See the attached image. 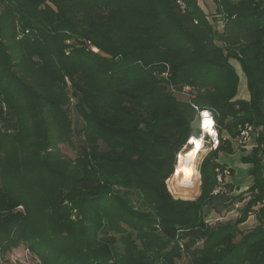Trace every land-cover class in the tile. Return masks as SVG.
I'll use <instances>...</instances> for the list:
<instances>
[{"label":"trees","instance_id":"obj_1","mask_svg":"<svg viewBox=\"0 0 264 264\" xmlns=\"http://www.w3.org/2000/svg\"><path fill=\"white\" fill-rule=\"evenodd\" d=\"M213 3L220 30L196 0H0V249L25 244L42 264H264V207L236 244L201 218L244 124L261 131L238 224L264 204V0ZM192 104L229 139L185 202L164 180L199 133ZM74 137L72 159L60 145Z\"/></svg>","mask_w":264,"mask_h":264},{"label":"rangeland","instance_id":"obj_2","mask_svg":"<svg viewBox=\"0 0 264 264\" xmlns=\"http://www.w3.org/2000/svg\"><path fill=\"white\" fill-rule=\"evenodd\" d=\"M198 5L205 11L208 15L209 21L214 25L217 30L221 29V23L217 24L213 22L212 14L215 12V5L213 0H196ZM229 63L234 67L237 75L239 76V85L238 92L234 99H245L248 100L249 95L246 90L245 77L240 70L238 62L234 59H229ZM67 85L69 86V91L72 93L71 84L67 81ZM187 89V90H185ZM191 89L188 87H184L181 91H184L183 98L187 99V92ZM76 103V99H71V105L69 106V114L70 120L72 122V126L74 128H79L83 125L81 118L74 111V104ZM242 127V126H241ZM241 127L237 126V130L241 129ZM219 128V127H218ZM219 134L220 141L229 139L228 134L225 130H221ZM218 129V130H219ZM261 128L256 129L253 128V134L250 140L245 145H239L236 137L235 139H229L231 146L234 149V154H230V152H218L216 160L219 159V162L223 163L230 173L226 176L223 182L219 185L220 192L214 197L212 202H210L206 207H203L201 210V218L208 225H213L216 223L222 225H231L234 227V235L232 238V243H238L242 237H245L246 234L252 232L257 226L258 222L256 220V213L259 207H264V204H255L253 206V211L246 218L245 222L238 224V219L243 215V209L245 207V203L251 197V194L247 192L248 188L252 185V178L248 176L247 171L251 165L247 164L244 159H247L248 155H250L252 149L257 145V138L260 134ZM196 136H193V138ZM192 138V137H191ZM74 145L76 148L68 146L66 144L60 145L62 152L67 155L69 158L74 159L77 156V150L79 147V139L74 137ZM221 141V142H222ZM188 142L184 145L175 155L174 163H172V167L170 166V173L167 178L164 180V186L166 191L175 199L181 200L185 202H195L200 195V186H201V177L199 173V167L201 166L204 158L211 153V150L207 145L203 147L202 151L198 154L196 162H195V170L197 173L196 180L194 181L192 187L190 188H181L177 185L176 174H177V158L179 155H183L189 150ZM235 165L232 167V170L226 163ZM240 164V165H239ZM247 164L248 166H246ZM242 165V166H241ZM244 168V171L239 170V168ZM217 187V188H219ZM120 246L119 244H117ZM201 246V243H199ZM212 259V256L209 258ZM174 262L176 264H189L187 262L186 257H182L181 259H175ZM0 264H42L40 259L34 255L29 247L25 244H18L12 246L8 249H0ZM158 264H161L158 262Z\"/></svg>","mask_w":264,"mask_h":264},{"label":"built area","instance_id":"obj_3","mask_svg":"<svg viewBox=\"0 0 264 264\" xmlns=\"http://www.w3.org/2000/svg\"><path fill=\"white\" fill-rule=\"evenodd\" d=\"M181 10H184V0H175ZM94 52H97L96 49H92ZM187 90V89H185ZM192 108L196 112L197 118V130L199 131L198 135L194 137L195 139H200L203 142V147L208 146L211 150L215 151L220 143L219 132L217 128L216 119L213 113L205 108H200L194 104H192ZM253 134V128L249 124H244L241 129L239 136L237 138L238 144L245 145L250 140ZM191 139V138H189ZM189 142V140L187 141ZM189 145V144H188ZM190 147V145H189ZM217 171V170H216ZM228 170L225 169L221 172L218 171L217 182L219 185L223 182L226 176H228ZM219 187V186H218ZM220 191V187L217 188L214 193H218Z\"/></svg>","mask_w":264,"mask_h":264},{"label":"bare ground","instance_id":"obj_4","mask_svg":"<svg viewBox=\"0 0 264 264\" xmlns=\"http://www.w3.org/2000/svg\"><path fill=\"white\" fill-rule=\"evenodd\" d=\"M188 144L190 145L189 150L177 158V185L184 189L192 187L196 180L197 173L194 166L198 154L203 149V142L200 139L192 137Z\"/></svg>","mask_w":264,"mask_h":264},{"label":"crops","instance_id":"obj_5","mask_svg":"<svg viewBox=\"0 0 264 264\" xmlns=\"http://www.w3.org/2000/svg\"><path fill=\"white\" fill-rule=\"evenodd\" d=\"M198 4V3H197ZM199 7H200V5H199ZM201 8V7H200ZM202 9V8H201ZM203 10V9H202ZM204 11V10H203ZM204 13H205V11H204ZM206 14V13H205ZM240 145V144H239ZM232 147V146H231ZM234 154V149H233V147H232V152H230V154ZM217 162L218 163H220V164H223V163H221V162H219V159L217 160ZM226 163V162H225ZM226 165H228V167H230L232 170H234L232 167H235V165H236V163L234 164V165H232V164H229V163H226ZM240 165V164H239ZM246 166H248L247 164H245ZM242 166V165H241ZM237 168H239V170L240 171H242V173H243V171H244V168H240V167H237Z\"/></svg>","mask_w":264,"mask_h":264}]
</instances>
